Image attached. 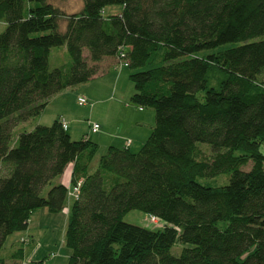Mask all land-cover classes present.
Returning <instances> with one entry per match:
<instances>
[{"label":"trees","instance_id":"1","mask_svg":"<svg viewBox=\"0 0 264 264\" xmlns=\"http://www.w3.org/2000/svg\"><path fill=\"white\" fill-rule=\"evenodd\" d=\"M0 24V249L34 212L65 209L68 187L51 182L72 163L70 182L82 184L65 227L67 264H264V0H83L70 15L48 0H0ZM60 46L70 62L51 69ZM121 47L130 102L155 112L137 151L109 147L89 173L97 144L72 140L59 120L12 142L16 126ZM221 174L227 184L198 182ZM132 210L161 227L124 222Z\"/></svg>","mask_w":264,"mask_h":264},{"label":"rangeland","instance_id":"2","mask_svg":"<svg viewBox=\"0 0 264 264\" xmlns=\"http://www.w3.org/2000/svg\"><path fill=\"white\" fill-rule=\"evenodd\" d=\"M50 3L61 8L63 12L67 15L79 12L83 6V0H48ZM66 26L65 20L60 21V31H64ZM4 30V25L0 24V33ZM264 38V36L262 37ZM63 46L54 47L51 50L49 58V67L55 68L63 64L70 62V57L66 52V49L63 50ZM205 53H208L206 51ZM84 59L91 64L89 60V53L87 49L83 50ZM130 68L124 67L121 63H117L116 70H113V73L110 75L101 74L99 72L98 76H95L90 81L79 84L72 88H67L63 91L62 97H59L48 109L46 112L42 113L40 116L30 119V122H24L15 127L12 133V142L16 140L18 134L22 131L32 130L38 123H41L45 126H50L54 121V115L60 111L65 113L69 120L70 128L68 133L71 135L74 141L81 139L86 129L88 130L90 124L94 121L95 115H98V108L101 106H108L109 111L107 115V127L111 129L110 131L114 134H132L135 131L133 127H126V122L131 118L142 117L145 119V122L150 123L152 127L155 125V112L150 108H144L145 113L139 114V107L133 105L130 102V97L134 92V85L131 82ZM116 87V90H115ZM112 95L115 100H111L105 104L99 106L98 99L105 96ZM85 97L89 100V103L86 105H79L78 98ZM133 110V112H131ZM132 113V115H131ZM141 115V116H140ZM150 115V117H149ZM41 119V120H40ZM72 121V122H71ZM105 128V127H104ZM76 139V140H75ZM200 150L204 152L208 157L211 156V151L209 146L206 144H199ZM140 146L134 144L131 147L132 151H137ZM106 152V148L101 147L98 150L90 169L94 172L98 168L99 158ZM260 152L264 155V144L260 148ZM252 166V163H248L246 166L241 167V169L248 171ZM228 174H221L215 178L208 179H198V182L203 185L209 186H219L222 184L228 183ZM51 185H48L45 192L50 188ZM73 184L69 182L68 188L71 189ZM74 201V198H73ZM46 209H40L36 212L38 215L39 212ZM43 212V211H42ZM50 213V212H49ZM65 214L64 212H62ZM51 217L47 220L46 228H42L41 231L37 234L35 241L32 245L33 249L30 254H28L23 262L24 264L30 263V261L43 259L47 264H59L61 262H67V256L70 254V250L65 244L64 234H65V217L64 215H56L57 213H50ZM149 215L138 211L132 210L126 213L122 220L126 223L146 227L148 229H157L161 226L154 225L150 223ZM36 231H32L35 235ZM23 233L16 232L8 236L5 244L0 249V257L6 256L10 253L14 245H18L19 237ZM19 239V240H18ZM118 246L115 245V248ZM183 245L175 244L171 248V254L173 256H178L180 254ZM54 254L55 256H51Z\"/></svg>","mask_w":264,"mask_h":264},{"label":"crops","instance_id":"3","mask_svg":"<svg viewBox=\"0 0 264 264\" xmlns=\"http://www.w3.org/2000/svg\"><path fill=\"white\" fill-rule=\"evenodd\" d=\"M106 12L116 14V13L120 12V8H118V7L108 8V9H106ZM1 25H3V24H1ZM63 50H65V48H63ZM117 63H120L118 61V59H117V56L103 58L100 62L97 63L98 72H97V74L95 76H98L99 72H101L100 75L101 74H105V73H107V75L112 74L113 70H116ZM115 90H116V87H115ZM61 95H63V93L59 92L55 96H53L49 100L48 105L46 106V108L43 110L42 113L46 112L47 109L57 99H59V97H62ZM113 98L114 97L112 95L101 97V98L98 99L99 100L98 104H99V106H101L102 104H105V103H107V102H109L111 100H115ZM109 110H110L109 107L105 106V105L101 106L100 108L95 110V111H98V115H95L96 119H94V121L92 123H97L100 126V128H99V130L97 132L91 134L90 133V127H89L88 130L86 129L85 131H83L84 134H83L82 138L85 135L90 133L89 137H90L91 141H93L94 143L97 144L98 150H100V148L103 147V148H106V152L109 149V147L123 148V147L126 146L127 142H130V146L128 147L130 150H131V147L134 144H137L138 146L141 147L149 139L153 127H152V125H150V123L145 122V119H143L142 117L131 118V119L128 120V122H126V127H128V129L130 127H133L135 129V131L132 132V134L125 133V134L120 135V134H117V133L116 134L112 133L110 131L111 129H109V127H107V123H108L107 122V118H108L107 115H108V111ZM139 111H140L139 114H144L145 113V110L142 109V108H139ZM131 112H133V110ZM131 115H132V113H131ZM54 116H55L54 117V121L55 120L64 119L67 122L66 131L68 133V130L70 128V124H69L68 118L66 117L67 115L60 111L59 113H57ZM149 117H150V115H149ZM28 122H30V121H28ZM37 125H42V124L38 123ZM69 136L71 137L70 134H69ZM71 139H72V137H71ZM72 140H74V139H72ZM77 140H80V139H77ZM94 158H93V160H94ZM93 160H92V162H93ZM92 162H91V164H92ZM91 164H90V167H91ZM72 166H73V164L70 163L66 167L64 173L61 176L56 177L55 179H53L51 183L52 184L60 183V184L64 185L65 187H68V184L71 181ZM90 167H89V173H92L93 171L90 169ZM72 202H74V201L68 196L67 204L65 206V209L63 211H61V212L56 214V215H64V217H65L64 221L66 220L65 224H67L69 208H70ZM42 211L39 212L38 215L36 214L37 211L32 214V216H31V218L29 220L28 228L25 231L21 232L23 234L19 237L20 240L18 239L19 240L18 245H14V247L12 248V250L10 251L9 254H7L6 256H2L3 258L7 259V264H24L23 260L28 254L31 253V251L33 249L32 245H33V243L35 241V238L37 237V234L39 233V231H41L42 228H46L45 225L47 224V220L50 219V217H51L50 216L51 214L48 212L47 209L46 210H42ZM62 212H64L65 214H63ZM32 231H36L35 235H33ZM22 240H24L25 242H22ZM18 250H22L21 253L23 254V259H9L10 256L13 253H15L16 251H18ZM69 256H70V254L67 256V262H68ZM41 260H43V259L34 260V261H41ZM32 261H30V262H32ZM67 262L65 263V261H64V262H61L59 264H67ZM47 263L48 262L45 263V261H44V264H47ZM27 264H29V263H27Z\"/></svg>","mask_w":264,"mask_h":264},{"label":"built area","instance_id":"4","mask_svg":"<svg viewBox=\"0 0 264 264\" xmlns=\"http://www.w3.org/2000/svg\"><path fill=\"white\" fill-rule=\"evenodd\" d=\"M127 50L128 48L126 47H121L117 53V59L118 61L124 66L127 67L128 66V62H127ZM89 101L87 100V98L85 97H79L78 98V104L79 105H86L88 104ZM62 124V127L64 130L67 129V122L64 119H60L59 120ZM100 126L97 123H91L90 124V133H95L99 130ZM89 133V134H90ZM89 134L85 135V138H89ZM130 146V142H127L125 147H129ZM82 184V179H79L73 186L71 189L68 188V196L74 201L79 199V195H80V187ZM150 223H153L154 225L159 226L160 222L159 219L153 215H149L148 218ZM22 242H25L24 240H22ZM51 256H55L54 254H51Z\"/></svg>","mask_w":264,"mask_h":264}]
</instances>
